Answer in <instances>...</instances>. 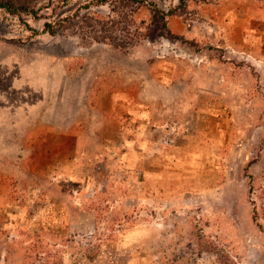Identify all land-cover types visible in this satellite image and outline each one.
<instances>
[{
  "label": "rangeland",
  "instance_id": "1",
  "mask_svg": "<svg viewBox=\"0 0 264 264\" xmlns=\"http://www.w3.org/2000/svg\"><path fill=\"white\" fill-rule=\"evenodd\" d=\"M147 2L127 49L0 9V264H264V0Z\"/></svg>",
  "mask_w": 264,
  "mask_h": 264
},
{
  "label": "trees",
  "instance_id": "2",
  "mask_svg": "<svg viewBox=\"0 0 264 264\" xmlns=\"http://www.w3.org/2000/svg\"><path fill=\"white\" fill-rule=\"evenodd\" d=\"M181 3L184 0H180ZM67 0H46L45 7L53 6L59 8V13H84L82 15H60L53 21L47 19L43 23V30L50 35L58 31H69L83 40L90 42L108 43L119 49H127L139 43L144 39H153L155 37H169L175 35L168 27L169 16L181 10L171 9L165 11L155 3H149L147 0H97L96 5L110 6L108 15H101L99 11L92 10L89 3L82 5V10L71 12L67 9ZM41 8L37 0H0V9H4L11 15H31L37 16V10ZM182 8V7H181ZM145 9L149 13V20L137 21L136 13ZM27 236L28 232H24ZM36 243L32 242L26 246L29 251L35 252V255H42L45 252L47 260L44 264H62L61 253L57 249V255L54 254V245H43L34 235ZM69 241V240H68ZM56 256L55 259H51Z\"/></svg>",
  "mask_w": 264,
  "mask_h": 264
}]
</instances>
